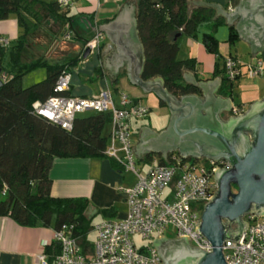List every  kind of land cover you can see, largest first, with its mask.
Instances as JSON below:
<instances>
[{
  "label": "trees",
  "instance_id": "1",
  "mask_svg": "<svg viewBox=\"0 0 264 264\" xmlns=\"http://www.w3.org/2000/svg\"><path fill=\"white\" fill-rule=\"evenodd\" d=\"M137 4V25L145 53L142 78L158 74L176 95L198 92L197 86L183 79V69L193 68L195 61L192 57H177L178 36L183 32L195 33L201 22L213 19L212 10L206 7L189 10L188 0H138ZM10 13L16 15L20 32L13 41L8 40L9 48L0 43V74H5L0 83V215L8 214L22 224L40 221L53 228L75 223V232L81 235L82 243L90 245L87 233L93 227V217L109 209L99 208L95 214L87 215L86 196L53 195L48 172L55 156L104 155L108 133L103 128L110 122L111 113L85 111L76 114L72 126L65 128L34 112L32 103L59 93L54 89L58 74L69 70L82 57L79 50L63 59H51L46 51L55 40L64 38L63 33L69 29L70 38L79 42L81 48L94 30L88 34L81 32L74 15L68 14L57 0H0V18ZM220 20L214 18L213 22L217 24ZM50 21L53 23L48 25ZM44 25L49 26L51 39L48 44L39 42L41 45L31 49L30 38ZM236 38V31L230 26L229 41L233 43ZM201 40L208 51L217 53L219 41L211 31H204ZM7 51L8 58L3 63ZM35 68H43L45 75L23 85V75ZM218 72L216 66L214 73ZM230 90L231 81L224 77L221 92ZM62 93L68 94V89ZM159 103L165 105L160 99ZM153 155L161 156L149 153L146 158ZM53 246L51 256L57 252L58 242L54 241Z\"/></svg>",
  "mask_w": 264,
  "mask_h": 264
},
{
  "label": "built area",
  "instance_id": "2",
  "mask_svg": "<svg viewBox=\"0 0 264 264\" xmlns=\"http://www.w3.org/2000/svg\"><path fill=\"white\" fill-rule=\"evenodd\" d=\"M73 1L57 0L61 7H68ZM71 34L68 29L63 37L69 39ZM101 37L102 32L95 26L84 47L96 50ZM8 40L0 35V43L6 44ZM222 69L228 80H234L243 75H261L263 65L260 57L252 62H242L227 55ZM69 85L70 71L62 70L54 83V89L59 93L35 100L33 111L65 128L72 126L73 118L79 112L109 111L110 130L104 153L116 159L124 169L132 171L135 181L119 186L125 193V215L94 222L95 237L90 245L82 243L81 235L75 232V223H62L53 230V240L59 245L57 252L52 256L37 252L33 264H163L153 240L168 232L174 237L189 236L193 245L211 250L210 240L197 227L205 203L217 190L215 170L228 167L229 162L224 158L183 157L177 151H171L166 156L153 155L138 166L132 150L131 119L144 116L149 107L130 98L125 91H120L117 104L111 89L106 87L87 96L62 93ZM233 110L242 112L238 107ZM243 217L248 220V225L239 240L225 238L223 241L224 258L228 264H264V213L250 212ZM134 234L149 242L137 245L132 237Z\"/></svg>",
  "mask_w": 264,
  "mask_h": 264
},
{
  "label": "water",
  "instance_id": "3",
  "mask_svg": "<svg viewBox=\"0 0 264 264\" xmlns=\"http://www.w3.org/2000/svg\"><path fill=\"white\" fill-rule=\"evenodd\" d=\"M137 2L124 0L113 19L97 26L98 30L106 31L118 51L112 48L101 56L110 82L119 72L127 71L131 83L153 92L170 112L162 130L157 132L142 126L132 150L137 156L143 152L166 156L168 152L177 151L183 157L224 158L229 162L228 167L215 170L217 190L205 203L197 227L210 240L212 249L191 245L189 236L156 237L153 245L163 264H228L222 251L225 238L239 240L248 225L244 214L264 213V94L251 101L242 112L222 118L220 110L230 109L231 100L214 93L220 82L218 76L189 82L200 85L204 96L197 92L176 95L167 89L158 74L143 79L145 58L136 28ZM188 3V8L215 6L216 14L226 15L227 23L234 21L240 37L248 41L253 53L264 47V0H240L232 11H225L216 2L188 0ZM106 43L101 54L111 47ZM88 53L89 48L85 47L83 56ZM2 81L0 74V83ZM232 223L236 227L231 228Z\"/></svg>",
  "mask_w": 264,
  "mask_h": 264
},
{
  "label": "crops",
  "instance_id": "4",
  "mask_svg": "<svg viewBox=\"0 0 264 264\" xmlns=\"http://www.w3.org/2000/svg\"><path fill=\"white\" fill-rule=\"evenodd\" d=\"M123 1L124 0H74L68 7H66V9L68 14L74 15L73 19L77 23V26L82 30L81 32L88 34L91 30H94V26H98V24L113 19ZM205 1L216 2L222 9H225V11H232L235 8L234 6L237 5L240 0ZM197 7L210 8L212 10L213 19L201 22L193 34L183 32L178 36L179 48L177 51V57H192L195 61L193 68H184L182 72L184 81L188 83L193 80L198 82L201 80L207 81L208 79H214L216 76L220 78V82L214 93L219 94L222 98L229 97L231 100L230 109L220 110L221 117L226 118L229 115H232V107H238V109L243 111L251 101L263 96L264 47L253 53L248 41L240 37L234 21L227 23L226 15L221 12L216 14L215 6L193 5L188 9L191 10ZM214 18H220L221 20L217 24H214ZM9 21L12 23V19ZM52 23L53 21H50L48 25ZM2 25L3 24L0 25V31H16L17 34L20 32V26L17 23L16 29L12 30H7L8 25H6V23L5 25ZM230 26H233L237 34V38L233 43L229 41ZM47 27L45 28L44 25L43 28L36 32V36L34 35L30 38L31 49L46 42L44 41V38H40V36L38 38L37 35L42 36L43 32V34L50 36ZM136 28L144 52V45L137 25V14ZM204 31H211L218 39L217 53L210 52L205 48L201 40ZM101 32L102 37L99 47L94 51L89 50V53L86 56H83L82 53V57L79 58L74 65L70 66V85L68 92L73 95L87 96L93 95L101 88L106 87L111 89L113 99L117 104L119 102L120 91L127 92L130 98L138 100L141 103L143 102L140 97L142 98L143 96H146L150 98L148 104L143 103L149 107V111L142 117L131 119V136L134 145L138 142L139 130L142 126H148L158 132L167 125L170 112L166 105L159 103L158 97L153 92L144 91L140 86L131 83L127 77V71L123 73L119 72L112 79V82H110L109 77L105 74L101 56L112 48L116 53H118V51L112 44L111 39L105 33L106 31L103 30ZM0 35H2L1 32ZM106 42H109L111 47L101 54V48L104 44L107 45ZM44 43L43 45H45ZM55 44H58L60 48L59 51H57V54H55V59H63L68 55L75 54L79 50L83 52L85 48L84 46L80 48L79 42L72 40L71 38H57ZM227 55H232L240 59L242 62H252L257 57H260L263 65L262 74L253 77L245 75L240 76L231 81L230 93L221 92V84L225 77L222 69L223 59ZM216 66L220 70L218 73H214ZM97 68H99V71H97ZM36 69L38 68L33 70ZM28 72H26L23 77L26 76ZM44 75L45 70L42 71V76L40 77L42 78ZM254 77L256 78L254 79ZM241 78H251V93L248 98L244 99V101L235 102L234 87L239 83ZM197 87L199 89L197 93L200 96H204L201 86L198 85ZM115 92L118 93V97L115 96ZM153 105L156 106V110H152ZM83 112L85 111L79 113ZM158 115L160 116L159 118H157ZM108 126L107 133H109L110 130V122L108 123ZM118 144L119 143L117 142L116 145ZM134 156L137 161H142V163L147 159V154L145 152L139 156L134 153ZM138 166H141V164ZM48 173L51 178L50 192L53 195L86 196L89 199V204L86 208L87 215L95 214L99 208L109 209L105 214L97 213L93 217L95 222L105 218H119L125 215V193L119 186L133 184L135 181V175L132 171L124 169L121 164L111 156L107 154L90 157L55 156L52 159ZM95 217L98 218L95 219ZM53 230V226L45 225L40 221L32 224H22L8 214H1L0 264H33L37 252H46L51 256L55 250L53 246Z\"/></svg>",
  "mask_w": 264,
  "mask_h": 264
},
{
  "label": "rangeland",
  "instance_id": "5",
  "mask_svg": "<svg viewBox=\"0 0 264 264\" xmlns=\"http://www.w3.org/2000/svg\"><path fill=\"white\" fill-rule=\"evenodd\" d=\"M46 1H49V0H46ZM13 17H14V20H13ZM11 19H12V23L9 21ZM5 23H6V25H8V27H7L8 29L7 30L16 29V23L18 24L16 15L14 13H10L7 17L0 18V25L1 24L5 25ZM0 32L2 33V35L6 36L10 41H13L15 39V37L18 35L16 33V31L15 32H11V31H5L4 32V31L1 30ZM37 36H38V38H39V36H40V38H44V41H46L45 42L46 44H48V41L51 39V37L49 35H45L43 33H42V36L41 35H37ZM6 46H7V48H9L10 44H6ZM45 49H47V48H45ZM59 49L60 48H59L58 44L57 45L53 44V46L50 48V50L46 51L47 55L51 59H55V54H57V51H59ZM242 56H244V55H242ZM7 58H8V51L3 56V63H5L7 61ZM42 71H44L43 68H38L36 70H32V71L28 72L26 74V76H24L23 79H22L23 85H28V84L40 79L41 78L40 76H42ZM255 78L256 77H254V79ZM250 83H251V78H241L239 83L234 87V91H235L234 92V100H235V102L244 101L245 98L249 97V95L251 93V87H250L251 84ZM115 96L118 97V93L115 92ZM140 99L142 100L143 103H146V104H148L150 102V98H148L146 96H143L142 98L140 97ZM156 109H157L156 106L153 105L152 106V110H156ZM86 112H89V110H86ZM159 117L160 116L158 115L157 118H159ZM157 124H158V122H157ZM108 128H109V126H108V124H106L105 127L103 128V132L107 133ZM136 162H137L138 165L142 163V161H137V159H136ZM146 164L147 163H145L144 168L147 167ZM97 218L98 217H95V219H97ZM92 222L94 223L95 221L93 220ZM87 234H88V239L89 240H91V241L94 240L95 231L93 229H90ZM132 237H133V239H134V241L136 242L137 245L145 244V243L149 242V241H147V239L142 238L139 234H134V235H132ZM166 237H174V234L172 232H168V234H166Z\"/></svg>",
  "mask_w": 264,
  "mask_h": 264
},
{
  "label": "flooded vegetation",
  "instance_id": "6",
  "mask_svg": "<svg viewBox=\"0 0 264 264\" xmlns=\"http://www.w3.org/2000/svg\"><path fill=\"white\" fill-rule=\"evenodd\" d=\"M227 80H228V79H227ZM229 81H232V80H229ZM233 108H234V107L231 108V110H232V112H233L232 115L237 114V113L233 110ZM238 113H239V112H238ZM201 158H205V157H201ZM234 188H235V187H234ZM243 218H244V217H243ZM231 225H233L234 227H236V224H235V223H232ZM189 242H190L191 245H193L192 242H191L190 240H189Z\"/></svg>",
  "mask_w": 264,
  "mask_h": 264
}]
</instances>
